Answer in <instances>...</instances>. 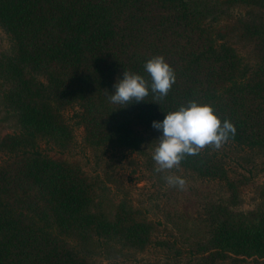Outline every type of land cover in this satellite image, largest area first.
<instances>
[{
  "label": "trees",
  "instance_id": "trees-1",
  "mask_svg": "<svg viewBox=\"0 0 264 264\" xmlns=\"http://www.w3.org/2000/svg\"><path fill=\"white\" fill-rule=\"evenodd\" d=\"M219 3L245 12L219 23L202 0H0L12 50L0 59L2 101L18 126L0 138V264H101L90 239L139 251L153 242L151 221L123 205L104 212L85 171L40 148L44 140L70 149L67 108H78L88 146L135 151L143 133L159 131L154 121L195 101L235 126L228 142L264 154V0ZM157 56L176 74L167 97L112 103L124 71L150 83L144 65ZM179 168L220 182L234 202L247 180L209 148ZM257 190L260 204L246 213L211 207L214 224L197 253L264 260V180Z\"/></svg>",
  "mask_w": 264,
  "mask_h": 264
},
{
  "label": "rangeland",
  "instance_id": "rangeland-1",
  "mask_svg": "<svg viewBox=\"0 0 264 264\" xmlns=\"http://www.w3.org/2000/svg\"><path fill=\"white\" fill-rule=\"evenodd\" d=\"M202 2L219 23L245 12L240 8L223 7L219 0ZM235 47L250 60L248 47L243 44ZM11 54L9 38L0 28V59ZM7 87V82L0 78V138L18 129L13 114L7 111L2 101ZM77 110V107L64 110L66 119L74 128L70 149L58 148L44 140L40 142V148L85 171L93 182L95 203L101 210L111 215L118 205H123L155 226L152 244L140 251L115 241L90 239L86 248L93 260L101 264H264V260L252 257L230 255L224 259L222 255L207 258V253H197L209 239L214 224L212 206L225 205L237 213H246L259 206L257 188L264 180L263 153L230 142L219 150L207 147L221 158L234 177L247 179L234 202L218 181L198 178L179 167L157 172L153 154L159 143L157 140L162 136L161 131L143 133L141 146L135 151L88 146L74 117ZM169 175L184 179L185 187L169 185L165 179Z\"/></svg>",
  "mask_w": 264,
  "mask_h": 264
},
{
  "label": "clouds",
  "instance_id": "clouds-1",
  "mask_svg": "<svg viewBox=\"0 0 264 264\" xmlns=\"http://www.w3.org/2000/svg\"><path fill=\"white\" fill-rule=\"evenodd\" d=\"M144 69L150 76V83L141 75L124 71L123 79L118 78L114 85L115 92L110 95V101L127 107L145 102L150 94L157 100L167 97L176 83L174 69L162 56L147 61ZM153 127L162 131L153 154L157 172L178 168L186 156L198 155L207 147L219 150L236 134L235 126L227 120L222 123L213 107L195 101L166 114L162 122L154 121ZM165 179L174 187L183 189L186 185L179 176L169 175Z\"/></svg>",
  "mask_w": 264,
  "mask_h": 264
}]
</instances>
